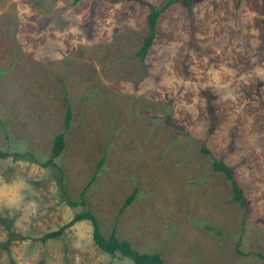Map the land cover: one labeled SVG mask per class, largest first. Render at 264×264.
<instances>
[{
  "label": "rangeland",
  "instance_id": "1",
  "mask_svg": "<svg viewBox=\"0 0 264 264\" xmlns=\"http://www.w3.org/2000/svg\"><path fill=\"white\" fill-rule=\"evenodd\" d=\"M0 0V264H264V0ZM72 107L66 147L44 167ZM204 149L208 153L204 152ZM214 161L244 191L234 200ZM64 189V191H63ZM135 194L123 213L121 207Z\"/></svg>",
  "mask_w": 264,
  "mask_h": 264
},
{
  "label": "trees",
  "instance_id": "2",
  "mask_svg": "<svg viewBox=\"0 0 264 264\" xmlns=\"http://www.w3.org/2000/svg\"><path fill=\"white\" fill-rule=\"evenodd\" d=\"M178 1H183L185 3H188L191 5L194 0H169L165 5H163L160 9H157L155 7H151L150 14L148 17L149 21V27H150V34L145 39L142 48L137 53V57L141 60V63L143 66L146 65V59L150 53V50L154 44V41L157 36V27H158V21L162 14L165 13V11L170 7L172 4ZM141 4H146L144 1L140 0ZM68 103L67 107V113L65 117V124H64V130L59 133L54 138V143L52 146L51 156L50 158L43 164L44 167H50L53 166L57 170L60 171V178H61V188L64 186V181L62 180V168L59 167L56 160L63 154L65 147H66V133L71 128L72 123V107L69 106ZM1 123V120H0ZM204 152L208 153L207 150L204 149ZM13 155L15 159H18L21 156H25L21 153H13L10 154L8 151L0 150V158L5 159L9 156ZM104 162V158L101 159L100 164L98 165L97 171L95 175L93 176V179L90 181L88 186L84 189L83 193L80 196V199L78 201H68L69 206L71 207H83V211L78 213L73 220H71L68 225L65 228H61L57 231L49 232L45 234L43 237H41L42 242H46L49 239H55L63 234L66 228L74 226L75 224L82 222V221H89L91 222L93 226V241L96 244V247H98L103 252L116 256L119 255L123 258L130 259L134 264H165L162 260L161 256L158 254H142L134 250L131 246V244L127 241L120 240L117 236L116 229H114L109 237H106L103 235V233L100 230L99 222L96 216L87 208V202L85 200V193L87 191V188L94 182L96 179V174L101 169ZM213 168L215 172L223 173L225 178L230 181L232 185V189L234 192V200L238 202L242 207H245V198H244V191L239 186L235 176L234 171L231 167L220 163L218 161H214ZM64 191V189H63ZM136 196L135 194H132L130 197L127 198L126 202L121 207L120 212L123 213V211L128 208L135 200Z\"/></svg>",
  "mask_w": 264,
  "mask_h": 264
}]
</instances>
